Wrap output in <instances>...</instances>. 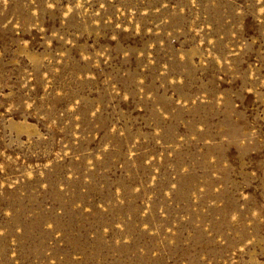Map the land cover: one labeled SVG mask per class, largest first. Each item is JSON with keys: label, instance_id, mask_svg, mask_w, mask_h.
I'll use <instances>...</instances> for the list:
<instances>
[{"label": "rangeland", "instance_id": "rangeland-1", "mask_svg": "<svg viewBox=\"0 0 264 264\" xmlns=\"http://www.w3.org/2000/svg\"><path fill=\"white\" fill-rule=\"evenodd\" d=\"M0 264H264V0H0Z\"/></svg>", "mask_w": 264, "mask_h": 264}]
</instances>
